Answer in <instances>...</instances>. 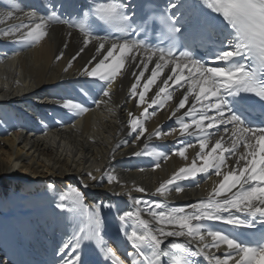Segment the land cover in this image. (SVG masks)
<instances>
[{"label": "snow or ice", "instance_id": "obj_1", "mask_svg": "<svg viewBox=\"0 0 264 264\" xmlns=\"http://www.w3.org/2000/svg\"><path fill=\"white\" fill-rule=\"evenodd\" d=\"M9 3L12 10L0 13V25L17 18L16 0ZM203 3L222 18L220 39L203 57L193 53L185 38L183 0H168L164 12L152 17L162 26L163 36L170 42L167 48L154 47L141 38V34L147 32V20L137 19L133 0L94 3L81 10L79 19L62 17L55 9L46 15L29 11L25 13L29 23L0 28V36L27 47H33L46 37L54 23L79 31L83 47L69 60L65 72L95 41L97 55L79 74L91 78L93 84L100 82L101 99L92 100L97 106L108 103L116 76L128 64L139 69L138 74L132 72L135 82L129 91L131 97H138V108L146 104L140 117L155 116L156 111L173 99V91L184 89L169 119L176 118L181 136H195L199 151L189 165L180 167L150 195L158 194L166 200L170 192L179 194L185 190L180 181H195L201 173L207 176L211 172L220 179L208 196L198 202L169 206L164 201L135 199L138 206L135 211L118 213L122 224L131 222V231H125L131 247L127 253L131 264H200V257L207 264H264V123H254L248 115L250 109L245 107L252 97L264 102V0H203ZM96 22L115 33L116 38L98 35ZM180 42H183V50L177 51L176 45ZM14 54L19 55V52ZM63 55L61 52L56 60ZM150 64L154 66L149 68ZM147 71L151 75L145 76ZM162 75L165 78L160 80ZM153 85L158 90L146 99ZM52 100L67 114L79 116L90 111L72 98L53 97ZM153 106L155 109L149 113ZM186 106L187 110L181 113ZM261 109L264 118V104ZM140 117H133L129 112L130 134L137 133L135 140H140L146 131ZM193 128L195 131H190ZM151 135L159 137L161 131L158 129ZM214 135L218 137L215 140ZM194 147L196 144L191 141L182 143L172 155L187 160L188 149ZM144 154L143 151L133 153L135 156ZM152 155L168 158L159 152ZM158 167L159 163L154 165ZM88 177L96 179L91 172ZM114 181L117 177L108 175V183ZM134 191L146 190L135 187ZM60 200L69 203H58V208L82 218L70 242L63 243L59 249L60 264H86L81 249L84 241H95L113 264H126L101 242L100 210L112 205L98 203L90 208L75 187H70ZM144 215L150 219L143 218ZM215 223L230 227H216ZM239 229L249 230L248 241L239 238L245 235L237 233ZM168 238L172 239L165 243ZM213 249L222 251L223 257L215 255Z\"/></svg>", "mask_w": 264, "mask_h": 264}, {"label": "bare ground", "instance_id": "obj_2", "mask_svg": "<svg viewBox=\"0 0 264 264\" xmlns=\"http://www.w3.org/2000/svg\"><path fill=\"white\" fill-rule=\"evenodd\" d=\"M101 1L27 0L15 12L17 18L0 28L29 23L25 13L37 9L38 15L55 9L62 17L74 14L79 19L82 9ZM183 3L190 9L204 4L203 0H183ZM17 4L16 0V7ZM9 10H12L9 0H0V13ZM95 44L90 43L65 72L69 60L83 47V38L76 29L54 23L48 35L33 47L0 36V264H60L59 249L70 242L82 219L77 213L57 207L58 203H69L61 201L60 196L70 187L82 193L84 204L90 208L98 203L112 205L100 210L101 242L131 264L127 256L131 247L125 236V231H131V222L122 224L118 213L135 211L138 207L135 199L164 201L169 206L195 203L205 199L220 179L211 172L207 176L201 173L195 181H180L185 190L179 194L170 192L166 200L158 194L150 195L180 167L189 165L199 151L195 136H181L176 118L169 119L184 89L169 88L173 99L155 116L140 117L146 104L138 108V97H131L129 91L135 82L132 72L138 74L139 69L128 64L116 76L110 100L104 98L108 103L95 105L92 100L101 99L100 82L93 84L91 78L79 74L97 55ZM61 52L64 55L57 61ZM153 66L150 64L149 68ZM149 75L150 71L145 72V76ZM164 78L162 75L160 80ZM142 85L143 79L141 88ZM157 90L153 85L146 99ZM53 97L80 101L90 111L79 116L67 114L53 102ZM186 110L187 106L181 113ZM129 112L143 121L146 131L140 140H135L137 133L130 134ZM158 129L161 135L152 136ZM217 138L213 136V140ZM188 141L196 147L188 149L187 160L172 155L174 149ZM141 151L145 154L133 155ZM156 152L168 158L152 155ZM157 163L159 167L154 168ZM90 172L95 180L89 179ZM108 175H114L117 181L109 184ZM135 187L146 191L136 192ZM40 191L44 192L42 196L38 195ZM143 218L150 219L147 215ZM215 226L230 227L219 223ZM81 249L86 264H113L95 241L82 242ZM212 251L221 258L224 255L222 251Z\"/></svg>", "mask_w": 264, "mask_h": 264}, {"label": "rangeland", "instance_id": "obj_3", "mask_svg": "<svg viewBox=\"0 0 264 264\" xmlns=\"http://www.w3.org/2000/svg\"><path fill=\"white\" fill-rule=\"evenodd\" d=\"M18 4H17V8L21 9V6H24L27 2V0H17ZM105 2V0H102L101 3ZM23 4V5H22ZM42 194H44V192L40 191V193L38 194L39 196H42Z\"/></svg>", "mask_w": 264, "mask_h": 264}]
</instances>
